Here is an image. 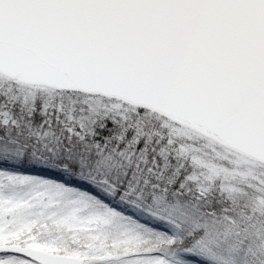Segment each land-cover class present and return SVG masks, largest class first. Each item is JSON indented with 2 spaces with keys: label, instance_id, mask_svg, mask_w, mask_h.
<instances>
[{
  "label": "snow or ice",
  "instance_id": "1",
  "mask_svg": "<svg viewBox=\"0 0 264 264\" xmlns=\"http://www.w3.org/2000/svg\"><path fill=\"white\" fill-rule=\"evenodd\" d=\"M0 264H264V0H0Z\"/></svg>",
  "mask_w": 264,
  "mask_h": 264
}]
</instances>
